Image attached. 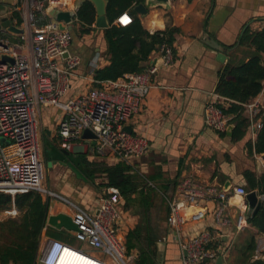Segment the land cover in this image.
<instances>
[{"label":"built area","instance_id":"2783aa9c","mask_svg":"<svg viewBox=\"0 0 264 264\" xmlns=\"http://www.w3.org/2000/svg\"><path fill=\"white\" fill-rule=\"evenodd\" d=\"M75 2L13 0L6 17L10 20L14 12L19 13L21 26H17L15 20L10 22L24 30L28 36L24 42L17 40L24 33L14 34L3 28L0 17V193L12 198L11 204L2 214L7 219L19 217L13 201L16 195L36 192L55 199L72 213L68 217L76 226V231L59 230L71 234L75 241L82 243L85 248H92L103 258L88 254L86 249L72 248L64 241L45 237L37 252V264H45L52 246L57 247L58 254L51 264H78L63 260L64 253L77 256L89 264H130L131 259L125 254L124 239L118 232L122 212L119 208L121 196L116 188H107L95 212H89L74 201L42 186L44 165L37 136L38 114L42 107L56 108L62 113L57 135L62 139L65 149L79 141L91 143L93 139H81L82 132L89 130L95 136L92 149L96 154L110 153L136 171L134 163L146 155L149 145L144 137L127 133L124 125L139 112L158 66H167L172 62V51L169 46L162 44L158 47V66L152 64L143 71L124 74L116 80L101 81L99 87L62 101L70 89L71 79L81 59L70 53L72 33L66 26L73 21L63 24L64 28L60 29L59 22L47 10L50 8L76 14L78 9ZM123 17L126 15L122 14L118 18V26L125 27L131 22L130 17L127 23L122 22ZM214 97L215 100L205 106L203 123L214 131L225 132L230 117L218 107L221 98L216 94ZM243 107L248 118L247 133L254 140L262 128L261 109L257 100ZM147 185L153 187L151 183ZM222 187L185 178L176 185L172 196L161 193L167 205L166 227L178 245L181 264H216L217 258L224 254L219 247L223 238L217 232L204 229L192 238H185L182 234L187 221L198 222L205 218L207 204L214 206L216 223L224 221L228 224L227 218L222 219L225 217L223 215L239 194L242 202L236 205L235 227L237 230L245 227V196L249 192L242 186H231L227 191ZM257 198L262 204L264 195L257 194ZM47 220L46 226L50 227ZM259 252H264V241L256 246L253 257L258 258Z\"/></svg>","mask_w":264,"mask_h":264},{"label":"crops","instance_id":"0c3cea01","mask_svg":"<svg viewBox=\"0 0 264 264\" xmlns=\"http://www.w3.org/2000/svg\"><path fill=\"white\" fill-rule=\"evenodd\" d=\"M123 14L131 19L129 11ZM120 17L121 15L118 18ZM137 17L142 27L150 34L163 31L167 26L177 28L179 33L174 36L172 46H169L172 51V62L167 66H158L156 73L151 77V88L142 100L139 112L124 125L130 129L131 134L144 137L149 145L146 155L137 160L135 170L156 177L160 172L161 177H158L156 183L165 185L168 190L164 193L170 196L175 193L176 185L185 178L218 186H223L229 181L232 187L242 186L247 192H251L243 173L246 171L256 175L264 173V155L249 156L245 147L246 143H254L255 139L252 140L246 132L241 140L233 142L231 135L229 136L226 131L217 132L206 127L203 115L205 106L215 100L218 74L223 66L228 62L232 64L246 62L253 53V48L240 47L239 43L246 30L264 31V0H168L167 7H151L145 16L137 14ZM118 18L113 25L118 26L117 23H120ZM72 23L77 25L75 31L69 28L70 24L66 26L72 33L70 53L79 56L81 63L75 69L70 89L62 101L79 97L88 90L99 87L101 81L94 80V72L109 64L104 29L94 28L93 24L89 33H81L76 14ZM205 35L228 49L224 63L218 62L216 52L204 44ZM25 38L28 36L24 33L17 40L24 42ZM154 59H160L158 50L140 63L141 71L151 66ZM255 100L258 101L263 117V87L259 95L251 101ZM219 102H222L221 99ZM244 115L247 117L246 112ZM62 116L56 108L39 109L37 136L40 158L44 163L45 185L50 189L43 187L74 201L89 212H95L100 198L107 189L99 185L103 183L104 178L101 176L92 183L77 179L66 166L68 162L66 157L75 162L76 156L87 155L89 159L104 162L109 166L121 162L107 152L103 155L96 154L92 149L93 141L89 144L79 141L65 149L62 139L57 135ZM229 127L233 129L232 124H229ZM39 139L46 145H52L51 155L40 146ZM80 145L85 147L83 151ZM54 148L64 155L61 157ZM84 151L85 153H82ZM48 162H51V166ZM258 163L262 166L260 171L257 169ZM47 168H50L49 171ZM47 173L52 176V182L49 184ZM41 196L48 201V217L56 215L57 212L66 216L72 214L55 199ZM241 202L242 200L233 199L225 210L223 215L225 217L222 219L227 218L228 224L224 221H220L221 224L216 223L214 206L207 204L205 218L198 222L187 221L182 230L183 236L192 238L204 229L217 232L225 239L220 241L219 247L224 252L222 264H226L229 260V251L238 236L245 231V236L242 242L240 241V246L238 245L241 251L245 239L256 233V230L247 223L241 230L235 227L236 205ZM122 205L121 200L119 208L122 219L118 223V232L125 242L126 233L134 227L137 218L124 211ZM69 235L70 237L65 236L68 242H64L74 247L76 241L71 234ZM45 237L43 235L42 238ZM159 241L164 243L162 254L158 251L162 263L181 264L178 245L168 234L166 217L163 222V238ZM94 254L103 259L98 253ZM239 255L240 252L236 264H243ZM136 256L134 253L127 256L131 259L130 264H133Z\"/></svg>","mask_w":264,"mask_h":264},{"label":"trees","instance_id":"16d2710c","mask_svg":"<svg viewBox=\"0 0 264 264\" xmlns=\"http://www.w3.org/2000/svg\"><path fill=\"white\" fill-rule=\"evenodd\" d=\"M105 14L108 28L104 29L107 44L109 64L94 72L95 81L116 80L124 74L140 72V63L146 61L152 52L158 50L162 44L172 46L174 36L179 30L167 26L163 31L150 34L146 31L133 7L143 4L145 0H105ZM129 11L131 22L125 27L115 26L113 22L123 13ZM96 17L95 9L89 1L80 4L76 19L81 26V33L92 30ZM10 20H15L21 26L22 18L14 12ZM240 47L253 48L248 61L232 64L226 63L219 71L215 94L222 102L218 107L230 117L229 124L233 125L231 140H241L247 132L248 118L244 115L243 105L249 103L259 95L264 83V31L243 32ZM96 85V84H95ZM97 86V85H96ZM249 156L264 155V116L262 128L257 133L255 142L246 143ZM88 182H94L103 177L100 187L116 188L122 200V208L137 218L134 227L125 235V253L127 256L137 254L133 264H158L159 254L157 243L163 238L161 227L167 217V205L161 195L167 187L158 184L157 177L147 175L124 163L109 166L104 162L93 161L87 155L76 156V161L69 160ZM138 162L136 161L135 165ZM135 169V168H134ZM159 171V170H157ZM248 190L264 195V173L256 175L246 171L243 173ZM148 183L153 185L149 186ZM12 198L0 193V210L11 204ZM16 209L20 212L17 218L0 221V264H35L41 239L44 236L53 240H63L70 235L63 230H56L46 226L48 218V201L36 192L16 195L14 197ZM162 207L163 216L161 226L154 217L155 207ZM249 227L256 230L245 239L239 257L243 264H247L253 257L256 241L255 235H264V201L258 211L247 220Z\"/></svg>","mask_w":264,"mask_h":264},{"label":"water","instance_id":"95a60500","mask_svg":"<svg viewBox=\"0 0 264 264\" xmlns=\"http://www.w3.org/2000/svg\"><path fill=\"white\" fill-rule=\"evenodd\" d=\"M84 1H89L96 13L95 21H94V28L97 29H106L108 28V22L106 19L105 14V7H106V1L105 0H78L76 3V8L78 9L80 4ZM145 3L138 4L133 7V10L135 13L140 15L141 17L145 16L147 14V10L151 7H157V6H168V0H145ZM13 4V0H0V17H1V26L8 31L14 33V34H23L24 30L17 28L13 26L6 17L7 11L9 6ZM48 14L53 17V19L56 22H59L60 29L64 28L63 24H69L73 21L75 14L73 12H61V11H55L53 9L47 10ZM204 44L208 47H210L212 50L216 52V60L220 63H224L226 59V53L228 51L227 48L222 47L221 45L217 44L215 41L211 40L207 35L204 36ZM12 63V62H11ZM153 64L158 66L160 64V59H154ZM124 130L127 133H130V129L128 127H124ZM232 131V127H228L226 130V133L230 136ZM82 140L87 139H93V142L91 143L92 146L95 145V136L89 131L84 130L81 134ZM66 155H68L67 152H65ZM48 165L51 166V162H48ZM66 166L69 167V169L73 172L75 177L79 180H86L83 175L69 162L66 163ZM257 169L260 171L262 169V166L260 163L257 165ZM231 187V183L229 181H226L223 185V190L227 191ZM245 204L247 206L246 209V219L252 217L260 208L261 202L257 198L256 191H251L245 196ZM48 226H50L53 229L59 230L61 228L67 230V231H76V226L72 223L70 217L61 214L57 212L56 215L49 216L47 220ZM224 240V239H223ZM164 246L163 242L157 243V249L162 254V248ZM223 259L222 257H218L216 264H222ZM158 264H163L161 259H159ZM247 264H264V255L259 258L251 259Z\"/></svg>","mask_w":264,"mask_h":264},{"label":"rangeland","instance_id":"374dc122","mask_svg":"<svg viewBox=\"0 0 264 264\" xmlns=\"http://www.w3.org/2000/svg\"><path fill=\"white\" fill-rule=\"evenodd\" d=\"M69 28L72 30V31H75L76 29H77V25H76V23H72V24H70L69 25ZM79 40V39H78ZM39 141H40V146L42 147V148H44V151H46L47 153H49L50 155H51V153L53 152V151H51V149H52V145H46V144H44V143H42V141H41V139H39ZM81 147H83V148H81L82 150L83 149H85V147L83 146V145H81ZM80 149V150H81ZM54 150L57 152V153H59V155L61 156H63L64 154L63 153H61V151H59L58 149L56 150L55 148H54ZM82 153H85V151L84 152H82ZM61 156V157H62ZM56 160V159H55ZM41 162H42V164L44 165V163H43V159H41ZM49 169L50 168H47V171H49ZM47 184H49V183H51L52 182V176L49 174V173H47ZM99 181V180H98ZM45 182H46V180H43V182H42V186H45V187H47L48 189H50V187L47 185H45ZM7 209V208H6ZM5 210V209H4ZM163 211L164 210H162V207L161 206H159V208H158V206L157 207H155V210L153 211L154 212V217H155V219H157V220H159V224H160V226H161V223H162V216H163ZM2 212H3V210H0V221H4V220H6L7 219V217H5L3 214H2ZM19 216H20V214H19ZM162 228H163V224H162V226H161ZM250 231V230H249ZM245 236V231L243 232V233H241L237 238L238 239H236L235 240V243H234V245H233V247H232V249H231V251H229V260H228V262L226 261V264H236L237 263V259H238V254H239V252H240V250H239V246H240V244L239 243H241L242 241V238ZM241 241V242H240ZM255 241H256V246L259 244V242L260 241H264V236H256L255 235ZM239 245V246H238ZM72 248H76V249H86L87 250V253L88 254H90V255H95L94 253H96L92 248H85L84 247V245H82V243H80V242H77L76 241V243H75V246L74 247H72ZM255 252V251H254ZM259 257H262L263 255H264V252H259ZM253 256H254V254H253ZM258 257V258H259ZM252 259H254V257H252Z\"/></svg>","mask_w":264,"mask_h":264},{"label":"clouds","instance_id":"9594fccd","mask_svg":"<svg viewBox=\"0 0 264 264\" xmlns=\"http://www.w3.org/2000/svg\"><path fill=\"white\" fill-rule=\"evenodd\" d=\"M241 197L240 195L238 194L237 195V200H240ZM58 254V249L56 246H52L46 256V260H45V264H51L53 259L57 256ZM72 264H75V263H72Z\"/></svg>","mask_w":264,"mask_h":264},{"label":"bare ground","instance_id":"6f19581e","mask_svg":"<svg viewBox=\"0 0 264 264\" xmlns=\"http://www.w3.org/2000/svg\"><path fill=\"white\" fill-rule=\"evenodd\" d=\"M124 18H125V17H123L122 20H124ZM127 21H128V18H127ZM235 199H236V201H237V197H236ZM238 201H239V200H238ZM63 255H64V256H63V260H65V261H66V260H71V261L76 262V263H78V264H89V263H87V262H85V261L79 259L77 256L71 255L70 253H64Z\"/></svg>","mask_w":264,"mask_h":264},{"label":"snow or ice","instance_id":"6c2138e0","mask_svg":"<svg viewBox=\"0 0 264 264\" xmlns=\"http://www.w3.org/2000/svg\"><path fill=\"white\" fill-rule=\"evenodd\" d=\"M122 22L127 23V22H128V21H127V18L125 17L124 20H123Z\"/></svg>","mask_w":264,"mask_h":264}]
</instances>
